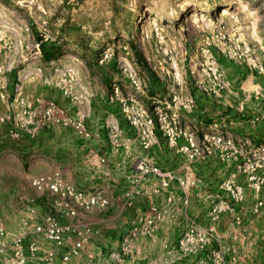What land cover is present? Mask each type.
<instances>
[{"label":"rangeland","instance_id":"1","mask_svg":"<svg viewBox=\"0 0 264 264\" xmlns=\"http://www.w3.org/2000/svg\"><path fill=\"white\" fill-rule=\"evenodd\" d=\"M49 101L72 118L85 116L93 137L45 123ZM124 103L140 113L155 105L172 108L201 130L218 123L264 160V0H0V226L8 232L3 242L25 230V248L34 239L45 244L32 226L52 214L97 231L70 264H122L114 259L119 240L136 214L149 208L147 199L125 205L124 167L148 155L178 173L188 171L184 156L158 131L153 147L143 148L142 128L132 127ZM116 128L125 144L119 150L111 142ZM97 153L109 157L119 185L100 173ZM55 170L80 188L103 190L109 206L76 208L77 215L68 216L70 200L31 183ZM195 171L201 182L191 191L189 217L207 225L213 198L220 194L233 202L221 185L234 171L218 161ZM258 173L264 176V168ZM243 185L245 199L237 203L242 223L225 214L219 225L221 261L174 250L189 219L180 201V209L160 222L157 242L141 236L146 257L135 264H264V206L253 211L264 200V184L260 191L256 184ZM158 201L164 204L163 197ZM5 256L0 254V264Z\"/></svg>","mask_w":264,"mask_h":264},{"label":"built area","instance_id":"2","mask_svg":"<svg viewBox=\"0 0 264 264\" xmlns=\"http://www.w3.org/2000/svg\"><path fill=\"white\" fill-rule=\"evenodd\" d=\"M123 111L134 128H142L141 143L144 149L153 147L152 137L156 131L162 135L167 145L176 154L184 156L188 171L178 173L162 166L149 156H137L134 162L125 166L126 182L128 183L123 195L127 208H133L135 203L147 199L148 210L138 212L132 228L122 235L119 240V250L114 254L117 262L124 264H135L138 260L146 257L145 250L140 246L143 238L149 237L152 242H157V229L160 222L176 210H179V202L185 207V215L190 216L189 205L191 202V191L197 189L201 182L197 167L218 161L234 172L221 187L227 189L233 202L218 194L213 198L209 208V223L203 225L196 219L189 217L184 233L175 243L174 250L181 252L184 257L197 253L215 260H222L221 239L219 232L221 219L225 214L233 216L235 224L243 221L237 203L245 199L244 184L257 185L256 191H260L264 184V176L258 172L264 168V160L255 158L252 150L244 140L236 138L233 134L222 129L218 123L211 125L210 129L194 128L172 108L155 105L151 109H143L140 113L135 104L124 103ZM42 118L45 123L59 124L74 128L84 139L93 137L91 130L87 127L85 116L72 118L64 113L58 105L49 101L43 111ZM146 120L152 128H146L143 120ZM119 128L112 129L111 142L113 148L119 150L124 142H121ZM101 174L109 176L116 185L120 180L112 175L110 159L106 154H95ZM238 176H243L242 183ZM31 183L41 190H48L65 200H70L65 205L66 213L70 217L77 215L76 208L90 210L94 207L106 208L111 199L103 190H88L78 187L76 184L64 179L59 170L43 173L32 177ZM221 189V188H220ZM255 189V188H254ZM223 192V190H219ZM199 195V193H198ZM201 196V195H200ZM164 198V204L159 203L158 198ZM264 206V200H258L253 211L258 213ZM26 225V223H25ZM33 232L39 234L46 242L41 245L37 240H32L25 248L27 231L11 236L10 242L6 244L2 238L8 235L4 226H0V254H5V264H28L39 261L43 264H70L72 258L91 240L97 233L91 226L77 227L72 223H63L52 214H47L41 221L33 223ZM75 235V239H69ZM171 246V245H170ZM9 251L10 253L6 252Z\"/></svg>","mask_w":264,"mask_h":264},{"label":"bare ground","instance_id":"3","mask_svg":"<svg viewBox=\"0 0 264 264\" xmlns=\"http://www.w3.org/2000/svg\"><path fill=\"white\" fill-rule=\"evenodd\" d=\"M226 12V11H225ZM72 75V74H71Z\"/></svg>","mask_w":264,"mask_h":264},{"label":"trees","instance_id":"4","mask_svg":"<svg viewBox=\"0 0 264 264\" xmlns=\"http://www.w3.org/2000/svg\"><path fill=\"white\" fill-rule=\"evenodd\" d=\"M50 57V56H49Z\"/></svg>","mask_w":264,"mask_h":264}]
</instances>
